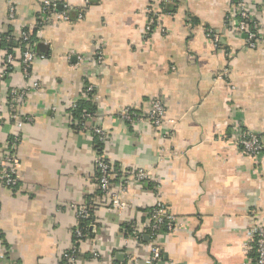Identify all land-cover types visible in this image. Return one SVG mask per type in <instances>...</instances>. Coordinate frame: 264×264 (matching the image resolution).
Returning a JSON list of instances; mask_svg holds the SVG:
<instances>
[{
    "label": "crops",
    "instance_id": "0c3cea01",
    "mask_svg": "<svg viewBox=\"0 0 264 264\" xmlns=\"http://www.w3.org/2000/svg\"><path fill=\"white\" fill-rule=\"evenodd\" d=\"M41 1L0 0V32L35 33ZM169 1L59 0L71 21L60 7L35 33L40 89L19 102V115L30 120L22 129L11 118L8 95L25 82L19 73L3 81L0 146L20 137L21 168L16 189L0 180V264H63L77 223L70 206L102 199L94 165L99 150L115 169H145L150 180L130 178L123 212L98 205L79 264H145L151 242L131 239L125 249L124 234L139 229L157 201L177 226L159 235L156 264H255L253 231L264 226V150L244 154L238 138L247 130L264 145V46L246 48L245 35L228 20L229 0ZM247 1L264 31V0ZM153 12L159 25L146 36ZM208 29L222 35L221 49ZM4 57L0 49V73ZM90 85L91 123L109 134L103 147L74 127L72 104L85 100ZM156 100L166 109L161 126L118 117L125 109L146 116Z\"/></svg>",
    "mask_w": 264,
    "mask_h": 264
},
{
    "label": "built area",
    "instance_id": "2783aa9c",
    "mask_svg": "<svg viewBox=\"0 0 264 264\" xmlns=\"http://www.w3.org/2000/svg\"><path fill=\"white\" fill-rule=\"evenodd\" d=\"M164 4H168L169 0H161ZM233 11L229 13L228 20L232 22L233 28L245 35V46L248 49H257L259 46H264V31L261 23L249 10V2L247 0H229ZM42 9L36 23L35 33L40 34L42 29L52 20V17L57 14L60 7L63 8L61 16L64 21L70 22L71 16L67 5L61 4L59 0H42ZM16 7L12 6L9 13V20H15ZM159 13L153 12L149 16V23L146 28V36H148L159 25ZM84 14L80 13L77 16L78 20H82ZM208 39L212 40L215 49L222 48V35L214 30L208 29L206 32ZM4 44L3 49L5 57L3 60V71L0 73V92L3 81L13 74L19 73L23 78L25 85L23 89L10 90L9 111L11 118L17 122V127L22 129L25 122L29 119L23 120L19 115V102L23 101L29 94L34 93L40 89V84L35 80L33 73V66L37 59V53L31 38V33L27 30H20V32H0V46ZM20 46H23L21 48ZM95 60L98 66L104 63V55L101 50L96 53ZM83 61L82 57L78 58L77 66ZM228 71L218 76V80L227 76ZM95 92L94 86H87L83 92V98L91 97ZM78 102H73L72 108H77ZM165 105L162 100L154 101L151 111L146 116H141L135 111L125 109L118 113V117L127 124H134L140 118H144L147 122L161 126L165 122ZM93 114L84 112L82 114V122L80 132L90 134L96 141L98 146H104L108 143L109 134L100 125H92ZM174 123L173 121H171ZM20 144V137L16 135L2 144L0 151V180L5 187L9 189H16L19 186V171L21 168V161L17 155V148ZM239 149L247 155L258 156L264 150L261 137L253 132L243 130L238 138ZM101 147V148H102ZM94 165L97 170V182L99 195L102 198L103 206L113 209L117 212H123L128 208L127 203L122 199V194L127 190L130 178L136 179L138 182L146 183L150 180V172L145 169H138L136 171H126L115 169L112 162H110L103 150L97 151ZM132 173V174H131ZM95 201H87L80 206L72 205L77 219L76 226L73 230V240L67 250L62 254L61 261L63 264H79L80 252L82 243L89 237V225L87 223L92 220L93 211L95 210ZM89 224V223H88ZM177 220L168 208L161 202L157 201L148 213L147 221L143 223L139 229H132L131 234L123 233L125 236V249H128L130 240H134L140 244L143 239L151 242L150 256L145 264H156L162 258L161 248L158 244V237L162 233H172L176 229ZM254 234V250H255V264H264V226L257 225L253 231ZM2 236L0 233V242ZM99 258L100 254H95ZM130 260L131 254L128 255ZM10 264H15L12 260Z\"/></svg>",
    "mask_w": 264,
    "mask_h": 264
},
{
    "label": "trees",
    "instance_id": "16d2710c",
    "mask_svg": "<svg viewBox=\"0 0 264 264\" xmlns=\"http://www.w3.org/2000/svg\"><path fill=\"white\" fill-rule=\"evenodd\" d=\"M27 31L31 33V38L34 39L35 38V33L33 31H30V30H27ZM5 46L6 45L2 44L0 46V48H4L5 49ZM20 47L23 48V46H20ZM1 50H3V49H1ZM92 96L93 95H91V97H89V98H87L85 100L78 101L77 108L73 109L72 115H73L74 123H75L74 127L78 128V130H80V126H81V122H82V114H84V112H90L91 114L94 113V108L91 105ZM94 200H96L95 201V203H96L95 209L98 207V205H99V207H101L103 205V201L100 200V198L99 199L97 198V199H94ZM151 209L148 212H150ZM126 230L128 231L127 235L131 234L132 229H130V227L129 228L127 227ZM88 232L90 233L89 230H88ZM146 241H148V240L147 239H143V242H146Z\"/></svg>",
    "mask_w": 264,
    "mask_h": 264
},
{
    "label": "water",
    "instance_id": "95a60500",
    "mask_svg": "<svg viewBox=\"0 0 264 264\" xmlns=\"http://www.w3.org/2000/svg\"><path fill=\"white\" fill-rule=\"evenodd\" d=\"M61 9V8H60Z\"/></svg>",
    "mask_w": 264,
    "mask_h": 264
}]
</instances>
